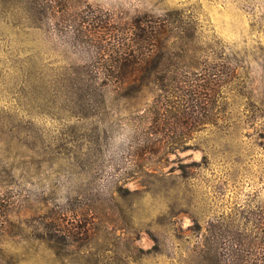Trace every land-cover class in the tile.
Listing matches in <instances>:
<instances>
[{
  "label": "rangeland",
  "instance_id": "1",
  "mask_svg": "<svg viewBox=\"0 0 264 264\" xmlns=\"http://www.w3.org/2000/svg\"><path fill=\"white\" fill-rule=\"evenodd\" d=\"M47 5L41 20L27 0H0V264H209L210 225L250 231L264 208V0ZM145 14L168 31L156 72L138 74L190 77L217 64L230 75L217 122L185 150L146 140L158 83L104 77L118 74L107 68L114 43L96 22L125 30ZM76 80L106 104L82 108Z\"/></svg>",
  "mask_w": 264,
  "mask_h": 264
},
{
  "label": "trees",
  "instance_id": "2",
  "mask_svg": "<svg viewBox=\"0 0 264 264\" xmlns=\"http://www.w3.org/2000/svg\"><path fill=\"white\" fill-rule=\"evenodd\" d=\"M49 2L50 0H27L29 12L33 17L44 20L49 17ZM71 22L76 24L75 18ZM96 24L100 25L98 37L109 36L114 43L110 52L112 59L107 68L114 69L118 74H105V79L125 87L134 85L143 88L150 82H156L160 86L161 94L152 103L154 116L150 118L151 128L146 134L147 142L152 140L151 136H163L171 139L170 144L176 145L175 150H185L182 144H185L190 135L217 122L215 111L218 108V98L230 76L217 64H210L206 68L208 70L205 71L210 74H193L190 77L188 74H173L169 77L165 74H156L154 77L151 74H141L156 72L151 63L158 55L156 52L162 48V40L168 31L167 22L145 14L133 19L130 27L125 30L118 26L107 28V22L103 21H97ZM76 31L85 39V43H89L98 52L102 51L103 42L100 38L83 35L79 27ZM170 63L166 69L170 70L173 66L175 71L179 69L178 65ZM139 72L141 73L138 74ZM203 75H207L206 80L198 79ZM76 81L73 88L80 92L78 97L82 108H88L92 103L98 106L106 104L104 95L100 93L89 101V94L84 91L87 86L78 82L81 80ZM181 129L187 130V133L180 132ZM171 134H178L181 138L170 137ZM251 214L254 216L251 220L254 228L250 231L240 228L239 222L227 221L219 226L210 225L211 238L208 240L207 256L209 264H264V208Z\"/></svg>",
  "mask_w": 264,
  "mask_h": 264
}]
</instances>
